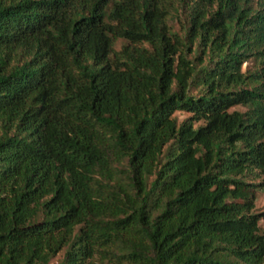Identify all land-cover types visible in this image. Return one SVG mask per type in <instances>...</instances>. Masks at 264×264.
<instances>
[{
  "label": "trees",
  "instance_id": "1",
  "mask_svg": "<svg viewBox=\"0 0 264 264\" xmlns=\"http://www.w3.org/2000/svg\"><path fill=\"white\" fill-rule=\"evenodd\" d=\"M261 174L264 0H0V264H264Z\"/></svg>",
  "mask_w": 264,
  "mask_h": 264
},
{
  "label": "rangeland",
  "instance_id": "2",
  "mask_svg": "<svg viewBox=\"0 0 264 264\" xmlns=\"http://www.w3.org/2000/svg\"><path fill=\"white\" fill-rule=\"evenodd\" d=\"M124 42L125 40L123 38H118L115 48L120 49ZM249 63L252 64L253 62L250 61ZM238 107L245 109V107H242V106H238ZM176 115L180 119H184L189 115V112L178 110L176 111ZM254 181L261 184V185L258 184L259 186L256 187L255 189V193H256L255 211L263 212L264 211V174H261L260 176L255 177ZM260 223L262 225V230L264 231V220H261ZM65 253H66V248L61 250L55 257H53L48 264H63Z\"/></svg>",
  "mask_w": 264,
  "mask_h": 264
}]
</instances>
